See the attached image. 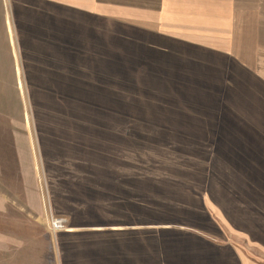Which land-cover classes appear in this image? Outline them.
I'll return each mask as SVG.
<instances>
[{
    "label": "crops",
    "instance_id": "0c3cea01",
    "mask_svg": "<svg viewBox=\"0 0 264 264\" xmlns=\"http://www.w3.org/2000/svg\"><path fill=\"white\" fill-rule=\"evenodd\" d=\"M122 40L138 56L151 53L153 63L167 61L157 59V52L192 55L200 71L195 76L209 73L230 85L247 78L248 94L254 93L252 85L264 89L254 63L264 62V0H0V64L18 66L17 109L28 108L26 95L31 110L44 109L46 98L60 108L35 116L33 134L24 129L25 118L10 123L20 128L10 133L11 148L20 168V201L30 212L16 209L12 223L20 227L7 233L0 194V264H153L149 238L136 236L149 223H134L143 214L134 218L132 205H142L131 194L152 186L143 163L141 169L127 167L122 150L116 154L122 138L110 135L125 134L123 128L94 133L89 125L99 119L95 114L61 116L62 108L73 106L76 90L106 86L107 58L122 52ZM245 147L248 160L233 161L239 234L264 238L262 153L256 148L254 154L249 143ZM211 175H203L207 193L216 182ZM35 176H43L41 185ZM45 210L68 218V228L50 231ZM197 243L171 251V262L164 264H232V250L203 238ZM257 243L255 248L264 247ZM234 253L239 257L233 264H249Z\"/></svg>",
    "mask_w": 264,
    "mask_h": 264
},
{
    "label": "rangeland",
    "instance_id": "374dc122",
    "mask_svg": "<svg viewBox=\"0 0 264 264\" xmlns=\"http://www.w3.org/2000/svg\"><path fill=\"white\" fill-rule=\"evenodd\" d=\"M127 46L122 40V52L107 58L106 86L76 90L73 106L68 110L62 108L61 116L72 114L83 119L85 115L95 114L99 119L92 122L94 126L89 125L94 133L101 130L111 134L123 128L125 134L110 135V138H122L121 145L114 150L116 154L122 150L127 167L141 169L143 163L150 182L147 185L152 186L147 191L138 187L136 193L131 194L138 197L141 203L138 205H142L140 208L132 205L138 211L134 218L143 214V218L134 223H149L136 236L144 237L145 241L149 238L153 264H164L167 259L171 262V251L198 244L201 238L213 242L215 248L232 250L229 257L232 264L238 263L239 256L234 257V252H241L240 257L249 264H264V247L255 248L257 242L264 244V238L250 239L239 234L233 176V161L247 158H243L247 143L254 154L256 148L261 151L258 160L264 165V89L257 90L259 88L252 85L254 93L248 94L247 78L236 80L238 85H230L227 79L214 81L209 73L195 76L200 71H195L192 55L186 58L188 62L176 53L171 56L157 52L154 53L157 59L165 57L167 60L159 64L150 60L151 53L138 56L137 50L132 51ZM254 63L264 82V62ZM14 65L17 66L0 64V194L4 200L7 233L14 226L20 227V223H12L18 217L16 209L30 212L20 201L23 193L20 168L11 148L12 131L20 128L10 123L25 118L30 125L27 123L24 129L27 132L30 129L33 134L35 116L60 109L50 107L54 100L46 98L40 103L46 106L44 109L31 110L27 95L28 108L17 109L14 78L18 66ZM252 119L256 123L249 125ZM43 127L47 130L50 125ZM235 152L240 157L233 160ZM35 159L36 164H40L38 156ZM210 172L216 182L207 193L203 185L207 178L203 175ZM35 177L38 181V176ZM45 212H48L45 222L50 231L56 233L68 228V218L52 216L49 210ZM62 225L64 228L59 229Z\"/></svg>",
    "mask_w": 264,
    "mask_h": 264
},
{
    "label": "built area",
    "instance_id": "2783aa9c",
    "mask_svg": "<svg viewBox=\"0 0 264 264\" xmlns=\"http://www.w3.org/2000/svg\"><path fill=\"white\" fill-rule=\"evenodd\" d=\"M60 224V223H59ZM59 224H57V225H59ZM61 227H63V225L62 226H59V229L61 228ZM58 228V227H57ZM64 228V227H63Z\"/></svg>",
    "mask_w": 264,
    "mask_h": 264
}]
</instances>
